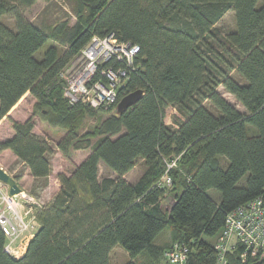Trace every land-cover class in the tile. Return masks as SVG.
Instances as JSON below:
<instances>
[{
	"label": "trees",
	"instance_id": "16d2710c",
	"mask_svg": "<svg viewBox=\"0 0 264 264\" xmlns=\"http://www.w3.org/2000/svg\"><path fill=\"white\" fill-rule=\"evenodd\" d=\"M36 1L0 0V119L6 116L13 130L0 152L10 150L34 178L51 172L53 146L33 131L32 115H8L26 93L50 126L65 131L56 148L89 152L70 175H57L60 187L39 209L21 256L4 250L0 226V264H111L115 246L128 254L124 264H137L141 253L164 259L175 242L187 246L189 264L214 263L217 252L206 238L235 208L257 197L264 205V0H76L74 21L64 16L47 28L23 14ZM228 11L234 28L220 32L216 24ZM108 33L139 46L116 103H69L59 81L63 68L93 35ZM135 90L142 91L138 101L118 112V101ZM114 109L79 131L85 116ZM169 109L177 113L174 128L164 122ZM138 159L146 168L127 181L123 175ZM99 163L116 175L99 179ZM167 226L163 247L154 240ZM240 251L227 253V264H264L259 255L242 262Z\"/></svg>",
	"mask_w": 264,
	"mask_h": 264
},
{
	"label": "built area",
	"instance_id": "2783aa9c",
	"mask_svg": "<svg viewBox=\"0 0 264 264\" xmlns=\"http://www.w3.org/2000/svg\"><path fill=\"white\" fill-rule=\"evenodd\" d=\"M138 51L137 44L119 40L113 33L101 37L93 35L78 53L81 65L66 79L64 97L71 104L82 102L95 108L113 105L117 101V87L126 79L127 69L133 66ZM165 181L168 183L169 177H165ZM21 198L27 199L30 206ZM34 200L19 194L10 195L0 181V226L6 236L4 249L15 258L24 253L38 228L35 209H40L41 205ZM213 245L217 258L212 264H227L226 254L238 247L242 248L239 253L242 262L248 256H264L262 198H254L229 212ZM188 258L189 250L183 243L175 242L164 252L165 264H189Z\"/></svg>",
	"mask_w": 264,
	"mask_h": 264
},
{
	"label": "rangeland",
	"instance_id": "374dc122",
	"mask_svg": "<svg viewBox=\"0 0 264 264\" xmlns=\"http://www.w3.org/2000/svg\"><path fill=\"white\" fill-rule=\"evenodd\" d=\"M13 1V0H10ZM79 6L76 0H37L31 6L24 8L23 14L30 21L44 26L47 28L50 24H53L58 19L68 16L71 21H74L77 17L76 11ZM7 25H13V17L10 14H5L2 19ZM217 29L220 32H225L234 28V14L232 11H228L216 24ZM50 42L47 43V45ZM46 48V46H45ZM44 47L38 52L37 56H40ZM81 65L79 54L75 55L69 63L63 68V75L59 76L60 83L64 86L66 79L74 73ZM61 72V73H62ZM64 89V88H63ZM219 93L233 106L242 112H246L245 108L237 101V99L227 92L224 87H218ZM36 100L28 93L22 96V98L10 109L8 115L15 120H25L28 116L32 115L34 121L33 131L40 136L44 137L51 146H53V152L50 155L51 172L45 178H31L26 175L27 168L22 164L15 156L7 151L0 152V166L5 169L12 176H16L17 182L22 187L24 195L22 197H29V199L39 203L41 209L48 204L49 197L54 193L55 189H59L58 177L59 173H65L70 175L76 165H78L88 154L89 150H72L70 149L67 155H64L58 148L56 143L65 134V131L59 127L50 126L43 118L39 110H35ZM115 112V109L111 112H95L93 115H87L83 118L79 125V131L82 133L89 127L95 125L101 118ZM177 113L169 109L165 115L164 122L175 127L172 123V118ZM13 134L11 121L5 116L0 119V141L8 139ZM8 150V149H5ZM146 166L142 159H138L136 164L126 172L125 179L130 182L136 181L144 172ZM115 176L116 174L108 169L103 163H99L98 178L103 176ZM56 193V192H55ZM208 194L215 200L219 199V192L213 189L208 190ZM21 196V194L19 193ZM32 197V198H31ZM21 201L30 206V202L27 199ZM28 201V202H26ZM172 198L169 195H165L163 203L166 207L170 205ZM38 210V211H37ZM36 214L39 209H35ZM24 231L23 234H26ZM220 232L212 237L206 238V240L214 244L219 236ZM170 240V227H165L155 238V242L160 246H165ZM24 241V240H23ZM160 250V249H159ZM129 259L128 254L119 246H115L110 252L111 264H124ZM137 264H165V260L159 253L158 258L149 256L147 253H141L136 257Z\"/></svg>",
	"mask_w": 264,
	"mask_h": 264
},
{
	"label": "water",
	"instance_id": "95a60500",
	"mask_svg": "<svg viewBox=\"0 0 264 264\" xmlns=\"http://www.w3.org/2000/svg\"><path fill=\"white\" fill-rule=\"evenodd\" d=\"M142 91L135 90L124 95L117 103L116 110L118 112L127 109L141 97ZM0 181L7 186L8 193L10 195H17L22 192V187L19 185L17 180L9 174L5 169L0 166Z\"/></svg>",
	"mask_w": 264,
	"mask_h": 264
},
{
	"label": "crops",
	"instance_id": "0c3cea01",
	"mask_svg": "<svg viewBox=\"0 0 264 264\" xmlns=\"http://www.w3.org/2000/svg\"><path fill=\"white\" fill-rule=\"evenodd\" d=\"M4 151L10 152V154H12L13 156H15L10 150H4ZM4 151H3V152H4ZM15 158H17V157L15 156ZM26 175H27V176H30L32 179L34 178L32 175L29 174L28 169L26 170ZM123 177L125 178V175H123ZM58 186H59V183H58ZM57 190H58V189H55L54 193L49 197V200L53 197V195L55 194V192H56Z\"/></svg>",
	"mask_w": 264,
	"mask_h": 264
},
{
	"label": "bare ground",
	"instance_id": "6f19581e",
	"mask_svg": "<svg viewBox=\"0 0 264 264\" xmlns=\"http://www.w3.org/2000/svg\"><path fill=\"white\" fill-rule=\"evenodd\" d=\"M6 187H7V186H6ZM20 194H21V196H22V195H24V192L22 191ZM4 250H5V249H4ZM7 253H8V252H7Z\"/></svg>",
	"mask_w": 264,
	"mask_h": 264
}]
</instances>
